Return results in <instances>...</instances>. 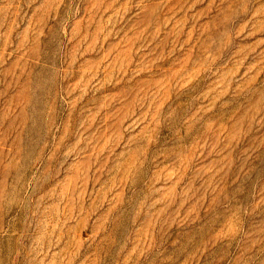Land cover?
<instances>
[{"label": "rangeland", "instance_id": "rangeland-1", "mask_svg": "<svg viewBox=\"0 0 264 264\" xmlns=\"http://www.w3.org/2000/svg\"><path fill=\"white\" fill-rule=\"evenodd\" d=\"M0 264H264V0H0Z\"/></svg>", "mask_w": 264, "mask_h": 264}]
</instances>
